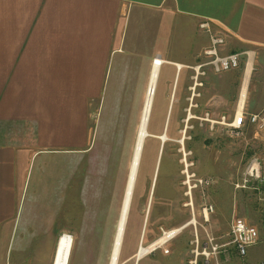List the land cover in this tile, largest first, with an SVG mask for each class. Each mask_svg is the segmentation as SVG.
<instances>
[{
  "label": "rangeland",
  "instance_id": "1",
  "mask_svg": "<svg viewBox=\"0 0 264 264\" xmlns=\"http://www.w3.org/2000/svg\"><path fill=\"white\" fill-rule=\"evenodd\" d=\"M139 31L140 24L135 33ZM193 36L192 28H178L175 22L170 34L175 57L185 58L183 48L198 41ZM155 57L149 58L148 75ZM199 58L191 67L201 63ZM245 63L243 56L237 77ZM193 75L188 69L173 91L174 68L163 66L160 71L149 132L160 135L165 131L169 141L161 145L149 139L146 143L119 264H135L140 245L149 246L194 215L199 244H194L196 231L190 226L136 264H260L263 259V239L247 250L242 261L228 236L234 217L251 225L258 218L257 193L248 189L253 182L246 189H236V185L248 179L246 168L261 153L262 143L253 139L251 129L245 137H234L225 126L212 124L221 122L227 106L210 107L204 76L198 77L201 86L195 95L190 93ZM250 80L247 101L264 105V64L259 59ZM236 84L229 91L232 106L237 102ZM142 105L137 108L134 97L109 96L106 91L86 108L83 144L50 145L44 150L36 146L6 264H52L63 234L73 239L69 264H83L86 257L88 264H109ZM206 207L213 209L207 222L203 217ZM51 223L53 234L46 231ZM211 244L220 249L206 259L202 254L210 251Z\"/></svg>",
  "mask_w": 264,
  "mask_h": 264
},
{
  "label": "crops",
  "instance_id": "2",
  "mask_svg": "<svg viewBox=\"0 0 264 264\" xmlns=\"http://www.w3.org/2000/svg\"><path fill=\"white\" fill-rule=\"evenodd\" d=\"M175 22L178 28H192L198 38L194 46L183 48V59L173 55L170 44ZM201 24L224 37L223 53L246 57L240 77L235 71L218 76L208 68L207 74L205 69L203 74L193 70L191 63L199 57L204 61L209 44ZM153 54L163 60L162 67L174 68L173 91L188 69L194 74L188 89L193 95L201 86L198 77H206L208 103L211 108L227 106L221 115L227 122L238 113L250 66L241 136L251 129L253 139L262 143L254 158L264 175V142L248 121L264 105L247 101L253 66L257 59L264 64V0H0V264H6L36 146L44 150L50 145L83 144L86 108L106 91L109 96L134 97L140 108L148 92ZM237 81V102L232 106L229 91ZM254 192L258 218L252 225L245 221L256 228L264 244L261 195Z\"/></svg>",
  "mask_w": 264,
  "mask_h": 264
},
{
  "label": "bare ground",
  "instance_id": "3",
  "mask_svg": "<svg viewBox=\"0 0 264 264\" xmlns=\"http://www.w3.org/2000/svg\"><path fill=\"white\" fill-rule=\"evenodd\" d=\"M162 65H163V60L161 58L156 57L152 60L151 72L148 80V92L142 105L139 126L136 134L131 163L129 166V172L126 180L123 200L121 204L120 216L116 228V234L113 242L109 264H119V259L121 258L126 227L128 224L131 206L134 199L135 188L138 180L139 170L141 167L143 152L146 143L149 139L159 141L161 145H165L166 142L169 141L168 135L165 131H163V133L160 135H156V134L154 135L149 132L157 82L160 76ZM249 75H250V66H248L245 71L244 83L242 86L241 95L239 97V102H238V109H237L238 116H240L241 110L244 105V100L246 98ZM191 118H192L191 115H189L187 120L189 121ZM179 143L182 144L183 140H181ZM188 206H192V204H189ZM203 214H204L203 215L204 221L205 222L209 221V214L204 212ZM190 226L193 227L194 230L196 231L195 232L196 234L194 236L195 237L194 244L195 245L199 244L197 220L194 215V217L185 225L181 226L180 228H176L168 232H164L160 238H158L154 243L150 244L149 246L144 247L140 245L137 249L134 259L136 260L137 258H139L140 261L144 257L148 256L151 252L157 251L159 248L165 246L169 241L179 236L183 231L188 229ZM72 247H73V239L67 234L61 235L56 243L52 264H69ZM196 255L198 256V252H196ZM83 264H88L87 257L83 262Z\"/></svg>",
  "mask_w": 264,
  "mask_h": 264
},
{
  "label": "built area",
  "instance_id": "4",
  "mask_svg": "<svg viewBox=\"0 0 264 264\" xmlns=\"http://www.w3.org/2000/svg\"><path fill=\"white\" fill-rule=\"evenodd\" d=\"M199 27L200 29L205 30L208 33L209 44L203 51L204 62L195 66L193 70L195 72L200 71L203 74V71H201V69L208 68L214 75H221L238 70L242 61L241 55L237 53H223L222 50L226 46L224 37L217 33H212L210 28L206 24H201ZM177 70H179V67H177ZM220 119L221 122L214 121L211 123L225 126L231 136H241V124L243 121L242 116L239 117L237 116V114H235L231 122H227L223 117H221ZM248 121L254 127L256 137L264 142V108L257 114L250 115ZM246 176L248 177V179L243 180L242 184H237L236 189H246V185L249 181H252L254 183V185L248 187V189L250 188L253 191H258L261 195L260 214L264 222V175H262L261 173L259 160L257 158L251 160L246 171ZM199 183L209 185L208 181H199ZM256 185L259 189L256 187ZM212 211V207H206L203 210V212L207 214L211 213ZM228 236L230 238V245L233 246L235 252L239 256V258L242 259V261L245 260L247 256V250L250 247L256 245L259 241V234L256 228L248 225V223L243 218L239 217H234L232 219ZM219 249L220 246L211 244L210 251L205 252L202 255L207 259L209 258V256L216 254ZM243 264L247 263L243 262ZM260 264H264V255Z\"/></svg>",
  "mask_w": 264,
  "mask_h": 264
},
{
  "label": "water",
  "instance_id": "5",
  "mask_svg": "<svg viewBox=\"0 0 264 264\" xmlns=\"http://www.w3.org/2000/svg\"><path fill=\"white\" fill-rule=\"evenodd\" d=\"M138 261H139V258H137V259L135 260V264H136Z\"/></svg>",
  "mask_w": 264,
  "mask_h": 264
}]
</instances>
